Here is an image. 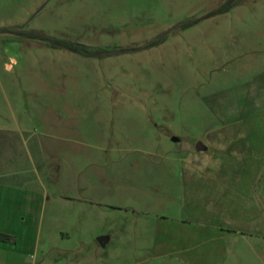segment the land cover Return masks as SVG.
Returning <instances> with one entry per match:
<instances>
[{
	"label": "rangeland",
	"instance_id": "obj_1",
	"mask_svg": "<svg viewBox=\"0 0 264 264\" xmlns=\"http://www.w3.org/2000/svg\"><path fill=\"white\" fill-rule=\"evenodd\" d=\"M227 2L0 0V125L25 121L43 144L28 156L44 168L28 160L27 177L73 183L71 200L45 202L39 247L0 251V264H179L156 256L150 229L181 213V195L152 194L150 166L180 163L218 131H264V0L215 14ZM250 244L225 264H264Z\"/></svg>",
	"mask_w": 264,
	"mask_h": 264
},
{
	"label": "crops",
	"instance_id": "obj_2",
	"mask_svg": "<svg viewBox=\"0 0 264 264\" xmlns=\"http://www.w3.org/2000/svg\"><path fill=\"white\" fill-rule=\"evenodd\" d=\"M15 122L0 125V234L12 237L0 240V251L13 259L39 247L45 202L49 195L71 200L73 185L55 189L39 174L27 177L28 160L35 169L44 168L41 160L28 156L42 155L44 146L27 141L25 121ZM204 145L205 151L188 149L178 164L149 168L152 194L181 195V213L157 214L150 229L156 256L179 264H225L239 240L264 248V131H218Z\"/></svg>",
	"mask_w": 264,
	"mask_h": 264
},
{
	"label": "trees",
	"instance_id": "obj_3",
	"mask_svg": "<svg viewBox=\"0 0 264 264\" xmlns=\"http://www.w3.org/2000/svg\"><path fill=\"white\" fill-rule=\"evenodd\" d=\"M233 6H234V0H229V2L226 4V6L223 9L217 11L215 14L227 12ZM3 32H8V30L2 29L1 33H3ZM27 35L31 38H34V39L52 42L56 46L65 48V49H67V50H69L75 54H78V55H81L84 57L90 58V57L102 56V54H103L102 50L93 49L92 47H89V46L83 45V44L58 41L56 39H52V38H50V37H48L42 33H38V32L27 33ZM0 240L5 241V242H9L12 240V237L9 235L0 234Z\"/></svg>",
	"mask_w": 264,
	"mask_h": 264
},
{
	"label": "water",
	"instance_id": "obj_4",
	"mask_svg": "<svg viewBox=\"0 0 264 264\" xmlns=\"http://www.w3.org/2000/svg\"><path fill=\"white\" fill-rule=\"evenodd\" d=\"M0 33H1V30H0ZM197 150L199 151V152H201V151H205L206 150V146L203 144V143H198V145H197ZM109 237H101L100 239H99V243L102 245V246H106L107 244H108V242H109Z\"/></svg>",
	"mask_w": 264,
	"mask_h": 264
},
{
	"label": "flooded vegetation",
	"instance_id": "obj_5",
	"mask_svg": "<svg viewBox=\"0 0 264 264\" xmlns=\"http://www.w3.org/2000/svg\"><path fill=\"white\" fill-rule=\"evenodd\" d=\"M237 1H238V0H234V5L237 3ZM228 2H229V0H228ZM228 2H227V3H228Z\"/></svg>",
	"mask_w": 264,
	"mask_h": 264
}]
</instances>
